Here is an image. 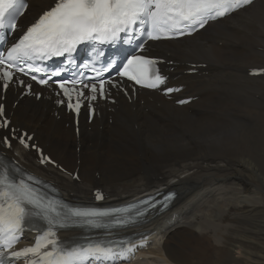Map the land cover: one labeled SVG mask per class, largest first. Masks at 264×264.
<instances>
[{"label":"bare ground","instance_id":"1","mask_svg":"<svg viewBox=\"0 0 264 264\" xmlns=\"http://www.w3.org/2000/svg\"><path fill=\"white\" fill-rule=\"evenodd\" d=\"M30 2L36 8L49 4ZM31 18L25 10L20 20ZM153 46L173 60L171 69L162 70L167 85H183L176 97L194 100L178 106L143 90L131 102L119 96L90 124L82 117L76 136L71 117L49 100L21 98L22 115L36 134L49 125L40 143L65 171L40 166L33 151L15 145L16 158L78 202L91 201L95 187L104 192V203L176 190L171 208L144 223L155 242L130 264H264V74L247 75L264 65V0L189 37ZM188 63L205 65L186 74ZM54 129L72 136L62 145L68 150L50 141ZM76 166L78 180L70 173Z\"/></svg>","mask_w":264,"mask_h":264},{"label":"snow or ice","instance_id":"2","mask_svg":"<svg viewBox=\"0 0 264 264\" xmlns=\"http://www.w3.org/2000/svg\"><path fill=\"white\" fill-rule=\"evenodd\" d=\"M251 3L252 0H57L54 7L45 11L27 29L19 43L7 50L6 58L0 54V65L5 66L0 68L5 80L4 87L6 88L7 82L13 78L11 71L6 69L16 67L13 62L20 59L62 56L64 53H70L77 44L84 41L104 44L114 41L121 33H127L136 25L145 26L148 39L171 38L170 34L173 32L184 34L181 31L182 27L194 29L198 25L202 28L209 19L223 17ZM22 7L23 0H0V28L14 29L16 27L12 22L14 15ZM154 63L142 56H133L127 60L119 74L144 87L155 88L164 81L159 74L152 72L151 66ZM16 70L24 71L18 67ZM47 82L44 79L39 80L41 84ZM78 83L81 82L72 81L73 85ZM104 83L103 80L100 81L101 96L104 94ZM83 86L89 87L87 84ZM59 87L68 97V107L72 109L71 98L72 92L76 91L75 87L69 90L64 83H60ZM90 90L93 93L97 91L95 83L91 85ZM167 91L171 92L173 89ZM77 95L83 96L84 93L78 92ZM91 99H96V96L92 95ZM79 107L80 103L77 100L76 110ZM0 115H3V105H0ZM8 123L4 120L0 127H7ZM19 139L25 147L28 146L23 137ZM4 143H8L7 138ZM100 198V194L97 193V199ZM37 209L39 211H36ZM51 211H55L54 207L51 204L43 205L29 185L23 181L15 183L7 172L0 173V245L11 249L18 242V233L22 232V226L29 216ZM70 213L81 217L109 215L107 212L78 210H70ZM48 222L52 223L51 220ZM51 236H54L52 231L45 232L37 238L34 246L13 251L11 256L18 259L30 253L36 255L48 245L52 246V250L43 253L41 264H83L88 258L111 259L116 255L113 249L100 245L63 250L57 246L55 240L49 239Z\"/></svg>","mask_w":264,"mask_h":264},{"label":"rangeland","instance_id":"3","mask_svg":"<svg viewBox=\"0 0 264 264\" xmlns=\"http://www.w3.org/2000/svg\"><path fill=\"white\" fill-rule=\"evenodd\" d=\"M111 139V134L109 133V132H107V136H106V140H110ZM162 164V163H161ZM202 215H205V214H199V215H197L196 217H200V216H202ZM195 221V218L194 219H192L191 221H189V223L190 222H194ZM182 225H186V224H182ZM181 225V226H182ZM195 229V228H194Z\"/></svg>","mask_w":264,"mask_h":264}]
</instances>
